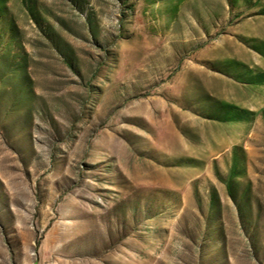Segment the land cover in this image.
Returning a JSON list of instances; mask_svg holds the SVG:
<instances>
[{
    "label": "rangeland",
    "instance_id": "374dc122",
    "mask_svg": "<svg viewBox=\"0 0 264 264\" xmlns=\"http://www.w3.org/2000/svg\"><path fill=\"white\" fill-rule=\"evenodd\" d=\"M0 224V264H264V0H0Z\"/></svg>",
    "mask_w": 264,
    "mask_h": 264
},
{
    "label": "crops",
    "instance_id": "0c3cea01",
    "mask_svg": "<svg viewBox=\"0 0 264 264\" xmlns=\"http://www.w3.org/2000/svg\"><path fill=\"white\" fill-rule=\"evenodd\" d=\"M0 227H2V225L0 224ZM3 228V227H2ZM5 248V247H4ZM3 252L5 251V249H2V248H0ZM7 251V250H6Z\"/></svg>",
    "mask_w": 264,
    "mask_h": 264
}]
</instances>
